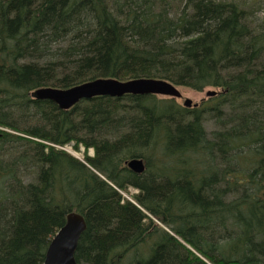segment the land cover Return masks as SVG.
Listing matches in <instances>:
<instances>
[{"label": "trees", "instance_id": "1", "mask_svg": "<svg viewBox=\"0 0 264 264\" xmlns=\"http://www.w3.org/2000/svg\"><path fill=\"white\" fill-rule=\"evenodd\" d=\"M181 2L0 0V264H42L72 211L77 264H264V19ZM99 77L219 91L211 106L125 94L66 110L30 94Z\"/></svg>", "mask_w": 264, "mask_h": 264}, {"label": "water", "instance_id": "2", "mask_svg": "<svg viewBox=\"0 0 264 264\" xmlns=\"http://www.w3.org/2000/svg\"><path fill=\"white\" fill-rule=\"evenodd\" d=\"M125 94H155L173 98L182 96L178 87L171 82L153 77H137L124 81L112 77H99L68 88L40 87L31 92L34 98L50 100L60 109H69L77 102L95 96L121 97ZM205 94L214 96L216 91L207 90ZM182 106L191 107L196 104L186 97L182 101ZM126 164L134 172L139 173L144 170V161L141 158H131ZM85 226V220L80 213L69 212L64 224L51 238L45 251L43 264H77L74 254Z\"/></svg>", "mask_w": 264, "mask_h": 264}, {"label": "rangeland", "instance_id": "3", "mask_svg": "<svg viewBox=\"0 0 264 264\" xmlns=\"http://www.w3.org/2000/svg\"><path fill=\"white\" fill-rule=\"evenodd\" d=\"M238 4H241V6H244L245 9L248 11H252V14L249 15V19L250 20H254L256 23L261 22L264 19V0H233ZM174 5H178V3L181 2V0H173ZM180 6V5H179ZM178 89L180 90V92L182 93V98H175V101L179 104H182V101L184 98L188 97L192 100V103H196L200 106L202 105H214L217 102V97L215 98V96H206V91L207 90H215L216 94L219 91L218 89L214 88V87H206L204 88L202 91H195L192 89H188L185 87H179ZM158 98L159 97H163V96H159L156 95ZM215 126V118H208V114H207V118L204 120V127L207 130V132L213 130ZM63 149L72 154V156L74 155L75 158L77 157V159H81L84 160V156H90L93 154V150L92 149H85L82 146H78L77 149L73 148L72 143L69 145H66L63 147ZM75 151V152H73ZM76 154V155H75ZM136 191L134 189L128 188L126 189V195L127 194H131V193H135ZM145 248V247H142Z\"/></svg>", "mask_w": 264, "mask_h": 264}, {"label": "bare ground", "instance_id": "4", "mask_svg": "<svg viewBox=\"0 0 264 264\" xmlns=\"http://www.w3.org/2000/svg\"><path fill=\"white\" fill-rule=\"evenodd\" d=\"M120 81H124V80H120ZM34 91V90H33ZM32 92V91H31ZM31 94V93H30ZM148 95V94H147ZM152 95H155V94H152ZM32 96V95H31ZM159 96H162V95H159ZM33 97V96H32ZM163 97H167V96H163ZM34 98V97H33ZM36 99V98H35ZM91 99V98H90ZM40 100H42V99H40ZM83 100H89V99H83ZM83 100H81V101H83ZM50 101V100H49ZM52 102V101H51ZM80 102V101H79ZM54 103V102H53ZM78 103V102H77ZM76 103V104H77ZM193 104H196V103H193ZM198 104H196V106H197ZM196 106H191V107H196ZM191 107H187V108H191ZM66 110V109H65ZM71 144V143H70ZM67 145H69V144H67ZM66 146V145H65ZM80 146H82V145H80ZM63 147L64 146H62V147H60V148H62L63 149ZM83 147V146H82ZM84 148V147H83ZM88 149H92V148H88ZM64 150V149H63ZM93 150V149H92ZM73 152H75V151H73ZM76 153V152H75ZM70 154V153H69ZM76 154H78V153H76ZM75 154V155H76ZM72 155V154H71ZM74 156V155H73ZM90 156H93V154L92 155H90ZM75 157V156H74ZM77 158V157H76ZM81 160V159H80ZM128 161V160H127ZM127 161H125V165H126V167H127V164H126V162ZM128 168V167H127ZM129 169V168H128ZM144 169H145V166H144ZM129 170H131V169H129ZM132 171V170H131ZM144 171V170H143ZM142 171V172H143ZM134 172V171H133ZM142 172H139V173H142ZM134 173H137V172H134ZM128 188H131V189H134L136 192L135 193H131V194H127L126 195V191H123V190H120V189H118V191L121 193V195L124 197V198H126L127 200H129L130 202H132V203H134V204H136V201H135V196H137V194L138 195H140L139 194V191H138V189H136V188H133V187H127V189ZM262 195H263V193H262ZM75 212V211H74ZM78 213V212H77ZM157 222V221H156ZM158 223V222H157ZM86 225V224H85ZM86 227V226H85ZM59 230V229H58ZM57 230V231H58ZM56 231V232H57ZM56 232H55V234H56ZM54 234V235H55ZM53 235V236H54ZM52 236V237H53ZM51 237V238H52ZM178 238V237H177ZM51 240V239H50ZM79 240V239H78ZM179 240H181L180 238H179ZM50 242V241H49ZM78 243V242H77ZM49 244V243H48ZM48 246V245H47ZM77 247V246H76ZM46 251V250H45ZM45 255V254H44ZM44 260V259H43ZM42 264H43V262H42Z\"/></svg>", "mask_w": 264, "mask_h": 264}]
</instances>
